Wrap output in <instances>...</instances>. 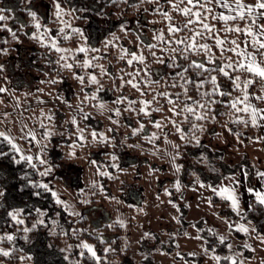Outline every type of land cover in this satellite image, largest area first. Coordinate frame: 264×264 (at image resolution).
<instances>
[{
    "label": "snow or ice",
    "instance_id": "snow-or-ice-1",
    "mask_svg": "<svg viewBox=\"0 0 264 264\" xmlns=\"http://www.w3.org/2000/svg\"><path fill=\"white\" fill-rule=\"evenodd\" d=\"M135 4H140L141 0H133ZM153 6L151 11L153 13H160L163 20L167 21V30L155 29L152 36V43L146 44L148 49H159L158 52H151L153 57L157 58L160 64H166L168 67L174 69L168 75L171 77L170 81H166L165 89L163 91L158 89H151V84L158 83V81L150 80L148 77L152 72L151 67L146 62V57L143 50H133L125 47L121 40L120 32H128L127 20L121 21L116 25L118 31H112L109 35L103 36V42L99 40L93 42L90 34H86L83 27L71 23L72 19H85L86 17L76 16L72 13L80 11L72 6L68 8L63 7L62 0H53V15L56 18L57 28L55 30L48 27L47 23H42L38 18V13L32 8H26L25 11L31 18L30 23L32 30L25 32L26 36L37 41L41 47L48 50V53L55 52L57 59L52 61L49 59L46 63H54L58 68L53 71L57 73L54 77H49L47 80H42L41 83L56 84L64 77L60 75V69L78 68L81 71H73L72 75L80 85V91L84 92L78 107L70 118V123L75 126V132L70 133L75 136L71 141V147L68 151L69 158L78 155L77 148L83 149L87 144H111L113 150L108 152L112 164L111 167L119 170V165L116 163L118 157L115 152L116 136L109 135V132L114 133L115 129L112 124H119L122 118V111H128L136 114L137 126L128 124L130 128V135L136 136L142 134L143 138L151 143H155L160 131H148L144 120L141 116L146 117L155 129L163 130V138L166 143H169V133L164 127L160 119L154 118L151 114L153 112L161 111L160 98H165L169 105V111L172 116L165 118L168 123L173 125L174 131L178 134L179 140L184 144L199 145L201 143L197 132H202L205 125L201 121L209 119L215 121L217 115L227 117V122L223 127L229 132L233 133L236 140L239 142L242 132L240 125L245 128L251 126L254 128L264 127V0H161L160 3H155L152 0ZM164 5L168 7L165 8ZM9 11H11L9 9ZM143 11H149L144 8ZM4 10L0 9V21L10 19V17L3 14ZM179 13L185 20L181 23H173L172 13ZM209 19L218 20L222 22L223 28L217 29L216 25L209 22ZM153 24L156 21H152ZM27 24L22 23L21 28H26ZM0 29L7 30L13 40H19V36L8 25L0 23ZM215 30V31H213ZM187 31L190 35H177ZM226 35H220V32ZM167 33V34H166ZM239 34L227 35V34ZM75 36L78 40L75 46H62V41H71ZM141 39L140 35L137 36ZM206 38H210L212 43H208ZM6 44L7 41L5 40ZM141 43H144L141 39ZM174 46V47H173ZM219 49L221 53H232L235 56L221 55L217 58L216 51ZM116 48L119 53V58L125 60L128 66H133V71L124 73L121 69L120 83L131 84L137 88L140 95L137 98H131L123 93L115 98L114 106L107 108L110 101L105 100L99 93L103 90L104 85L101 84L99 77L112 76L115 79V74L111 73L104 64L99 63L101 59H107L109 49ZM7 47L0 46V54H6ZM161 57H164L163 59ZM177 61H180L179 63ZM143 64V68L140 67ZM5 65L0 63V69ZM94 69L98 70L93 71ZM87 70V71H84ZM141 73L144 75L141 76ZM246 74V75H245ZM128 75L130 79L125 80L124 76ZM223 78V79H222ZM7 79V77H5ZM229 83H225L224 81ZM257 80L260 82L257 91H252L251 86L256 84ZM141 84L149 85L146 90L140 87ZM87 85H95L94 88H88ZM115 87V84H113ZM176 88L178 91H171ZM8 89L0 86V92H7ZM37 92H44L43 88H37ZM152 95L149 98L148 92ZM192 92L193 94H189ZM64 103L70 105V101L65 97H59ZM18 99V98H17ZM43 103L42 97H37ZM88 101H93V107L103 114L104 110L110 115L107 119L111 122L107 130L102 128L92 127L89 131L87 123L81 126L83 121H87L91 113L84 110V105ZM71 106V105H70ZM4 117L8 113H3ZM175 117H179L177 120ZM38 126L27 128L26 125L17 132L13 133L11 127L5 124L0 128V158H9L11 163L20 166L19 189L23 191L25 187L31 189L45 190L51 194L55 203L64 207L65 212L79 219L84 217L81 213L70 208L67 201L61 199L60 195L54 188L49 186V183L44 177L49 176L55 165L51 162V157L45 158V152L48 151V145L56 135V113L49 109L45 112L44 109L39 110V117L34 121ZM235 125L236 127H230ZM63 138V131L60 133ZM128 136L125 135L124 140ZM252 140H264V137L254 136ZM20 141H25L27 148L23 147ZM39 145L36 151H31L33 147ZM173 152L168 153L171 157L173 168L179 172L183 165L177 162V158L182 155L181 145L174 141L171 142ZM122 146V145H121ZM135 147L138 145H128ZM158 147V145H157ZM200 157L207 159L203 152ZM88 162L96 167L97 174L103 176H111V172L106 167L102 166L100 162L89 159ZM27 169V170H25ZM212 171H216L215 168ZM245 177L247 173H244ZM255 175L260 178V188L252 186L247 187V192L254 194V198L259 205L264 206V170L257 169ZM193 176L196 177L195 182H199L201 187H207L213 191L214 194L229 202L230 209L238 217L240 222H229V230L237 229L239 232L249 235V225L244 223V219L248 213L240 207L239 195L236 192V185L240 184L239 180L234 179L235 173L230 172L228 177H217L219 179H230L228 184L217 185L214 182H208L202 179L195 172ZM194 182V183H195ZM93 186H97V182L93 180ZM99 191L106 192L102 184L98 185ZM173 187L177 190L181 188L180 179H176ZM8 189L0 184V207H4V216L0 217L5 226H9L14 230H0V255L8 257L15 251L16 239L18 234L22 233V239L28 241L30 239L29 233L38 226H48L50 235H77L78 232L86 231V229H68L60 228L59 222L55 217L48 215V209L39 205L33 204L30 206V211L25 206H17L13 203L7 202ZM78 193H83V189H78ZM165 193L169 192L168 188L164 189ZM40 191H35L33 195L40 196ZM109 200H116L117 197L108 194ZM85 204L91 203L90 200L84 199ZM173 206L179 209L173 201ZM211 202V197H209ZM251 204L248 205L250 209ZM35 213V219L30 223L27 217ZM56 213V216H59ZM173 219L179 223L182 217L176 216ZM75 223V221H73ZM116 223L119 226H124V221L117 217ZM19 225L20 227H16ZM109 227L112 225L109 224ZM192 227L196 228L199 239H204L199 236V233L209 232L215 237L212 244H202L201 247L206 255L210 254L215 264H244L242 259H237L239 251H233L232 244L228 237L224 234L217 233L215 228H198L196 223H192ZM256 231L255 228L252 229ZM188 236V232L183 233ZM172 235H176L175 232ZM144 236L154 237L153 233L145 232ZM261 242H264V234H258L257 237ZM103 240V237H101ZM9 245L5 247L4 245ZM224 245L227 248L226 254L217 252V246ZM52 246L51 244L49 245ZM76 247L81 251L79 255L83 257L86 253L90 254L92 258L99 264L100 257L97 255L94 246L85 241H80L73 245L66 244L62 252L71 253L72 249ZM244 249L251 248V243L245 241L242 245ZM23 251V249H21ZM105 252L112 251L110 248H105ZM179 256L180 253H177ZM189 256H195L197 253L190 252ZM21 261L25 260V256L18 257ZM27 258H31V253L27 254ZM65 260H69L70 264H81L80 260H71L69 255H65ZM195 264V261L193 262Z\"/></svg>",
    "mask_w": 264,
    "mask_h": 264
},
{
    "label": "trees",
    "instance_id": "trees-1",
    "mask_svg": "<svg viewBox=\"0 0 264 264\" xmlns=\"http://www.w3.org/2000/svg\"><path fill=\"white\" fill-rule=\"evenodd\" d=\"M7 1V0H6ZM0 0V9H3V14L10 17V19L5 21H0V23L8 24L19 36V40H13L11 34L5 30L0 29V46L7 47L8 52L6 54H0V62H7L3 69H0V84L7 82V71L12 73L15 77V85H21V83H26L28 85H35V87L28 92V96H39L47 99L56 100L61 103V105H54L53 108H50L56 113L58 118V124L64 127L63 138L59 130L56 132L55 137V146L58 147L61 151H64L69 147L71 141L75 139L74 135L70 133L75 132V126L70 123H65V121H70L71 116L78 107L81 99L84 96V92L80 91V85L75 80L72 75L73 71H81V69H60V75L64 77L63 80H59L56 84H45L41 83L42 80H47L49 77H54L57 75L54 68L59 66L54 63H46L49 59L55 61L57 59V54L55 52L48 53V50L30 38L24 33L32 30V25L30 23L31 18L28 13L25 11L26 8H32L35 6L38 11V18L41 19L42 23H47L48 27L55 30L57 28L56 18L53 15V0H10V4H3ZM155 3H160L161 0H154ZM63 7L68 8L72 6L80 11L72 13L74 17L81 16L86 17L85 19H72L71 23L74 25H79L84 28L86 34H90L93 42L99 40L103 42V36L109 35L112 31H118L116 25L124 20H127L128 32H120L121 40L119 43H122L125 47L131 48L133 50L139 51L143 50L145 55L146 62L152 69L149 79L153 81H158V83L151 84V89H158L163 91L165 89L166 81H170L171 77L168 75L174 69L168 67L166 64H160L157 62V58L151 55V52H158L159 49L153 48L148 49L146 44L152 43V36L155 35L153 28L167 30V21L163 20L160 16V13H153L151 8L153 6L152 0H141L140 4H135L133 0H62ZM167 8V5H164ZM144 8H148L149 11H143ZM9 9L11 11H9ZM35 11V10H34ZM174 19L173 23H181L185 20V17L179 13H172ZM152 21H156L155 24ZM209 22L216 25L217 29H222L223 24L218 20L209 19ZM26 23V28H21V24ZM215 31V30H213ZM140 35L144 43H141V39H138L137 36ZM167 34V33H166ZM177 35H190L187 31L182 33H177ZM220 35H226L224 32H220ZM227 35H239V34H227ZM208 43H212L210 38H206ZM7 41L5 44L4 41ZM78 37L73 36L71 41H62V46H75ZM174 47V46H173ZM217 58L221 55H230L235 59L234 54L232 53H221L219 49H216ZM162 59L164 57H161ZM20 60L22 62V71L21 73H13L11 71V63ZM178 63L180 61H177ZM10 63V64H9ZM99 63L105 65L106 68L113 74H115V79L112 76L99 77L101 84L104 85L103 90L99 93L105 100L110 101L107 105V108L114 106L115 98L122 93L124 95L130 96L131 98H137L140 95V92L137 88H134L131 84H124L121 86L120 76L122 69L124 73H129L133 71V66H128L125 60L119 58V53L116 48L109 49L107 53V59H101ZM143 64H140V67L143 68ZM87 71V70H84ZM98 73L97 69H94ZM144 74L141 73V76ZM246 75V74H245ZM125 80L130 79L128 75L124 76ZM223 79V78H222ZM226 84L228 81H224ZM115 84V87H113ZM260 82L257 80L256 84L251 86L252 91H257ZM88 88H94L95 85H87ZM140 87L148 89L149 85L141 84ZM16 88V87H15ZM37 88H43L44 92H37ZM175 92L178 91L176 88L170 89ZM16 91V90H15ZM193 94L192 92L189 93ZM152 92H148L149 98L151 97ZM63 96L65 99L70 101V105L64 103L59 97ZM60 100V101H59ZM93 101H88L84 105V110L91 113L87 121H83L81 126L83 127L85 123L89 125V131L92 127L102 128L107 130L108 125L111 123L107 116L110 113L107 111V108L104 110L103 114L97 111L93 107ZM160 108L161 111L153 112L151 115L160 119L164 127L167 128L169 133L168 140L169 143H166L163 138V130H157L154 126L148 122L146 117L141 116V119L144 120L146 128L148 131H160L155 143L146 141L143 138L142 134L136 136L130 135V128L127 126L131 124L132 126H137L136 114L128 111H124L122 108V118L119 124H112V127L115 129V132H109V135L116 136V148L115 152L117 154L116 163L119 165V170L117 168L111 167L112 161L107 155L108 152L112 151L111 144H87L85 150L87 151V166L83 169L86 173L91 175V178L102 179V182L109 180L112 186L118 184L122 186L131 185L133 178L140 177L145 169L150 171V169L155 167V172L158 167L162 168L160 176L155 177V173H149V176H154L155 180L168 179L167 175H174V179H180L181 189L185 192H192L200 190V184L196 181V177L193 176L195 172L202 179H206L208 182H214L217 185H220L225 179L217 180V177L229 176L230 172H234L236 167L242 169L251 170L247 161L245 160H235L230 158L225 154V150L221 147L213 146L207 140L209 137L218 136L222 138V142H228V146L231 145H246L254 140L251 137L257 136L258 127H247L240 125V131L242 135L240 136L239 142L236 140L233 133H229L224 127L223 124L227 122V117L222 115H217L215 121L209 119L207 121H201L200 123L204 124V130L202 132H197L196 135L199 136L201 143L199 145L194 144H184L179 140L178 134L175 133L173 125L168 123L165 118L172 116V113L168 110L169 105L167 104L165 98H160ZM179 120V117H175ZM230 127L235 128V125H229ZM38 130V127H37ZM264 134V131L262 132ZM125 135L128 136L127 140H124ZM174 141L181 145L182 155L177 158V162L182 164V169L177 172L173 166L172 162L170 163L169 159L161 161L156 151L162 147L167 146L168 152H173L171 142ZM231 144V145H230ZM122 145V146H121ZM128 145H138L135 147H129ZM158 145V147H157ZM57 148V149H58ZM50 149V146L48 147ZM228 150V149H227ZM203 152L207 159L200 157V153ZM45 158L51 157V162L60 169V166L65 162L75 161V158H69L68 155L62 154L60 156H51L50 153L45 152ZM92 155V157H90ZM244 155V154H243ZM234 156V155H233ZM245 156V155H244ZM243 156V157H244ZM242 158V157H239ZM89 159H94L111 172V176H103L97 174L96 167L88 162ZM215 168L216 171H212ZM19 170L20 166L11 163L9 158H0V184L8 189L7 191V202L13 203L17 206H25L27 210L30 211V206L33 204L39 205L41 207L48 209V215L50 217H55L60 225V228L68 229H86V231L78 232L77 235L73 236L71 234L66 236L61 235H50L48 226H38L32 232L29 233L30 239L24 241L22 233L18 234L16 239L15 251L13 254L5 257L6 259H13L17 261L19 258V252L23 253V256L27 258V254L31 253V258H36V264H70L69 260H65V255H69L71 260H80L81 264H97V261L90 256V254H85L83 257L79 255L81 251L79 248L74 247L71 253L62 252L61 249H64L66 244L71 243L73 245L77 244L80 241H87L94 246V249L97 255L100 257L99 264H113V258L118 255H125V250L130 249V247H123V237L125 228L124 226H119L116 223V216L108 215L107 219H102L96 224L91 222V218L85 212L81 214L84 218L79 219L76 216L70 215L68 212H65L64 207L60 204L55 203L54 199L51 197V194L45 190L40 189H31L25 187L23 191L19 189ZM27 170V169H25ZM142 177V176H141ZM44 179L49 183L51 188H54L55 191L60 195L62 188H64L63 179L59 173L52 169V172L49 176L44 177ZM246 182L250 185L251 183H256V176L254 174H247L245 177ZM143 181L147 182V179L143 177ZM195 182V183H194ZM141 186L142 181L136 182ZM104 188L108 187L103 185ZM119 187V185H118ZM86 188V186L84 187ZM87 188H96L92 183L87 185ZM122 188V187H121ZM170 189L172 187L169 186ZM110 190V189H109ZM106 192L99 191L101 195L96 198L95 194H92L90 199L91 203L85 205L81 201H76L77 205H81L84 211L92 206H101L108 213H110L107 208L109 201L107 200ZM35 191H40V196H35L33 193ZM59 191V192H58ZM194 191V192H195ZM205 192H208L206 196L203 197L202 203L206 204L207 208L217 214H222L227 217H238L230 209L229 202L222 199L213 193L211 189H207ZM209 197H211V202H209ZM249 204L252 207L246 209L248 213L247 217L244 220L251 222L252 229L255 228L256 231H250L252 234H264V206L259 205L254 196L250 197ZM188 206H194L193 201ZM111 211V210H110ZM5 209L0 207V217L4 216ZM112 212V211H111ZM56 213H59V216H56ZM194 213V210H192ZM35 219V213H32L27 217L28 222L30 223ZM202 217L196 219H190L191 222L200 223ZM75 221V223H73ZM200 221V222H199ZM91 222V224H90ZM112 226L109 227L108 225ZM16 227H20L17 225ZM0 230H14L9 226H5L3 221L0 220ZM236 231V230H235ZM239 236H244V233L236 231ZM156 235V234H155ZM103 237V240H101ZM251 243V242H250ZM52 245L51 247L49 245ZM252 245V244H251ZM105 248H110L112 251L105 252ZM222 249V248H220ZM253 255V249L248 248L243 250V257H250ZM188 257V256H187ZM18 264V263H17ZM29 264V263H25ZM223 264V262H222Z\"/></svg>",
    "mask_w": 264,
    "mask_h": 264
},
{
    "label": "rangeland",
    "instance_id": "rangeland-1",
    "mask_svg": "<svg viewBox=\"0 0 264 264\" xmlns=\"http://www.w3.org/2000/svg\"><path fill=\"white\" fill-rule=\"evenodd\" d=\"M3 4H10V0H2ZM1 2V3H2ZM33 10L38 11L35 6H32ZM8 62V61H7ZM7 62H0L8 67ZM11 63V71L15 74L21 73L22 62L20 60ZM9 63V64H10ZM15 77L12 73L7 71V82H3L0 86H4L8 89L7 92H0V128H3L5 124H8L13 133H17L22 126L26 125L27 128L38 127L34 124V121L39 117V110L44 109L47 112L54 105H61L60 102L52 99L43 98V103L37 100L39 96H28V92L31 91L35 85H28L21 83V85L14 86ZM16 87V88H15ZM16 90V91H15ZM18 98V99H17ZM60 101V100H59ZM7 112L8 116L4 117L3 113ZM58 118L56 117V129L59 132L64 130V127L58 124ZM263 127H258L257 136L262 135ZM56 131V132H57ZM213 146L221 147L226 151L225 154L230 158L237 160H245L251 168L250 171L247 169H240L236 167L233 173H235L234 179L239 180L240 184L236 185V192L239 195L240 207L246 211L249 205L250 197L254 196L252 193L247 192V187L252 186L260 188V178L255 175L257 169L262 170L259 167L260 161H263L264 157L258 150L260 140H254L253 142L246 145H231L228 146V142H222V138L218 136L209 137L207 140ZM23 147L27 148L28 145L25 141H20ZM48 153L51 156H60L62 154L68 155L69 148L61 151L55 146V140L48 145ZM39 145H36L31 151H36ZM167 146L160 147L156 153L161 157V161L169 159L171 163V157L168 155ZM228 149V150H227ZM78 155L75 161L65 162L61 164L60 169L56 166L53 168L63 179L64 188L60 194L61 199L68 202L71 209L83 214L87 213L91 218L92 223H97L102 219H107L108 215L116 216L122 219L124 223V237L123 247H130L125 250V255H118L113 258V264H215V261L211 258V255H206L201 247L202 244H212L215 237L207 231L199 233L204 239H199L196 228L192 227L190 219L200 218L201 222L196 226L198 228H215L217 233L224 234L228 237V240L232 244L233 251H239L238 260L243 257L242 247L245 241L250 243L251 235L239 236L235 228L229 230V222L232 223L240 222L239 217H227L222 214L211 212L206 204L202 203L203 197L208 194L205 192L207 189L200 186L198 191L177 190L173 187L175 181L174 175L168 174L166 180H155L154 176H149V173L155 170V167L147 169L143 172L140 177H135L132 180L131 185L122 186L116 182L115 186L106 180L102 182V179L91 178L89 173H86L83 169L87 166V151L85 147L83 149L77 148ZM245 156H244V155ZM234 155V156H233ZM244 156V157H243ZM92 157V155L90 156ZM242 157V158H239ZM162 171L161 167H158L155 173V177L160 176ZM244 173L254 174L256 176V183L248 184L245 179ZM143 177L147 179V182L143 181ZM228 177V176H227ZM93 180L97 182L96 188H87ZM142 181L141 186L136 182ZM230 183V179H225L221 184ZM107 185L106 191L109 190L111 195L117 197L116 200H109L107 194V200L109 205L107 210L101 206H92L84 211L81 210L82 206L77 205L76 201H83L84 199L90 200L92 194L98 198L101 193L99 192L98 185ZM119 185V187H118ZM86 186V188H84ZM172 187V189L169 188ZM122 187V188H121ZM168 188L169 192L165 193L164 189ZM78 189H83V193H78ZM173 201L176 205H179V209L173 206ZM194 203V206H188L190 202ZM87 206V204H85ZM112 212H111V211ZM194 210V213H192ZM182 217V220L178 223L173 217ZM109 219V217H108ZM103 221V220H102ZM101 221V222H102ZM90 222V224H91ZM244 223L248 224L249 221L244 220ZM252 229L251 224L249 225V233ZM236 230V231H235ZM188 232L189 235L185 236L183 233ZM145 232L153 233L154 237L144 236ZM175 232L176 235H172ZM156 234V235H155ZM5 247L9 245L5 244ZM222 248V249H220ZM227 248L224 245L217 246V252L220 254H226ZM195 252L197 255L189 256L188 253ZM177 253H180L178 256ZM23 256V253L19 252V257ZM188 256V257H187ZM36 264V258L25 259L17 261L13 259H6L3 255H0V264Z\"/></svg>",
    "mask_w": 264,
    "mask_h": 264
},
{
    "label": "crops",
    "instance_id": "crops-1",
    "mask_svg": "<svg viewBox=\"0 0 264 264\" xmlns=\"http://www.w3.org/2000/svg\"><path fill=\"white\" fill-rule=\"evenodd\" d=\"M264 128V127H263ZM264 129H262V132ZM261 137H264L262 133ZM261 143L258 145V150L260 154L264 157V140H260ZM259 167L264 170V159L260 161ZM258 234H252L250 237V242L252 244L253 255L244 258V264H264V242H261L258 238Z\"/></svg>",
    "mask_w": 264,
    "mask_h": 264
}]
</instances>
